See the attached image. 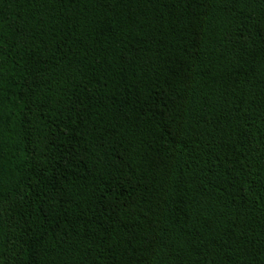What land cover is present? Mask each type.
<instances>
[{
  "label": "trees",
  "instance_id": "16d2710c",
  "mask_svg": "<svg viewBox=\"0 0 264 264\" xmlns=\"http://www.w3.org/2000/svg\"><path fill=\"white\" fill-rule=\"evenodd\" d=\"M0 264H264V0H0Z\"/></svg>",
  "mask_w": 264,
  "mask_h": 264
}]
</instances>
